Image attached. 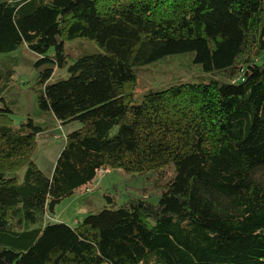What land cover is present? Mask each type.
<instances>
[{
  "label": "trees",
  "instance_id": "16d2710c",
  "mask_svg": "<svg viewBox=\"0 0 264 264\" xmlns=\"http://www.w3.org/2000/svg\"><path fill=\"white\" fill-rule=\"evenodd\" d=\"M263 53L264 0H0V264H264V62L235 80ZM178 56L197 75L136 93ZM57 121L79 126L42 169ZM103 167L140 195L45 220Z\"/></svg>",
  "mask_w": 264,
  "mask_h": 264
},
{
  "label": "rangeland",
  "instance_id": "374dc122",
  "mask_svg": "<svg viewBox=\"0 0 264 264\" xmlns=\"http://www.w3.org/2000/svg\"><path fill=\"white\" fill-rule=\"evenodd\" d=\"M23 57L21 68L17 70L13 82L21 90V104L24 106L25 112L30 106L28 100L31 101L36 96L34 89L36 71L30 64L32 63V57L29 54H24ZM263 62L264 53L254 63L246 66L241 75L235 80H239L241 76L253 68L259 67ZM144 69L146 71H142L139 74L135 85L136 93L153 84L172 83L176 79H187L197 75V71L189 63V58H184V56H178L167 62L145 67ZM22 115H17L16 119L23 118ZM78 126V123L57 121L53 131L37 136L35 153L38 156L39 160L37 162L40 168H46L49 163L56 159L65 144L67 133ZM32 153L33 151L29 152V156ZM144 181L145 179L142 176L128 174L125 171L114 170L110 167H103L92 182L80 187L73 195L65 198L57 205L54 214L46 216L45 220L76 225L90 212L95 213L106 204V193L114 195L117 203H121L131 197L140 195Z\"/></svg>",
  "mask_w": 264,
  "mask_h": 264
},
{
  "label": "built area",
  "instance_id": "2783aa9c",
  "mask_svg": "<svg viewBox=\"0 0 264 264\" xmlns=\"http://www.w3.org/2000/svg\"><path fill=\"white\" fill-rule=\"evenodd\" d=\"M102 170V168H100L98 171H97V174L99 173V171H101Z\"/></svg>",
  "mask_w": 264,
  "mask_h": 264
},
{
  "label": "clouds",
  "instance_id": "9594fccd",
  "mask_svg": "<svg viewBox=\"0 0 264 264\" xmlns=\"http://www.w3.org/2000/svg\"><path fill=\"white\" fill-rule=\"evenodd\" d=\"M97 175V174H96Z\"/></svg>",
  "mask_w": 264,
  "mask_h": 264
}]
</instances>
